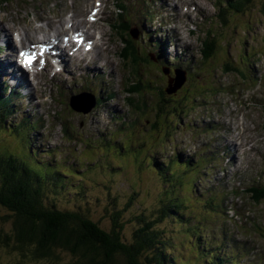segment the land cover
<instances>
[{
  "label": "rangeland",
  "instance_id": "obj_1",
  "mask_svg": "<svg viewBox=\"0 0 264 264\" xmlns=\"http://www.w3.org/2000/svg\"><path fill=\"white\" fill-rule=\"evenodd\" d=\"M33 1L40 4L35 8L36 16L46 14L49 5L44 0ZM106 1L109 20L98 24L106 48L99 63L101 69L92 72L84 68L82 73L86 74L81 82L83 90L93 92L96 97L110 93L114 97L106 102L100 99L89 113L72 109L66 101L67 106L58 104L52 120L49 113L56 105L55 97L60 96L57 91L54 93V87L60 81L46 77L42 87L45 102L38 104L40 100H33L28 105V100L15 97L12 116L0 122V154L17 156L38 170H60L58 181L62 185H51L45 191L49 205L83 211L106 229L112 222L106 207L122 209L126 223L123 235L127 238L136 227L132 221L135 215L144 212L154 216L166 198L165 189L171 196L185 187L181 195L190 204L183 208L184 214L186 218H195L193 224L199 228L196 230L212 242V250L219 254L218 248L229 252V260L238 264H264V199L256 203L243 191L251 185L264 186V0H253L245 10L248 13L230 15L226 24L214 16L215 0H198L203 12L199 15L194 12V19H184L190 13L183 11V5L188 7L187 4L197 0H122L127 10L121 18L116 9L120 0ZM67 8L65 0H58V7L50 10L53 16ZM78 8L85 12L86 8ZM26 15L22 0H0V19L3 16L8 26L14 25L8 28L3 24L6 33L8 29L10 34L13 29H35ZM199 18L204 19L200 24ZM145 19L149 22L145 23ZM112 20L119 27L113 28L109 23ZM130 29L136 34L132 38L134 44H140V53L147 56L138 55L142 59L148 57L145 64L140 63L132 71L129 61L122 57ZM3 40L0 27V43ZM156 40H160L156 44L162 46L161 51L154 45ZM207 40L214 45L209 57H206ZM7 52L0 48V58ZM177 53H181L182 66L187 68L191 79L173 91L176 81L169 83L162 70L168 67L174 75L171 62H177L174 61ZM136 73L143 86L141 94L134 96L129 92L134 89L129 81ZM125 87H130L129 91H119ZM76 90L62 86L63 99ZM77 101L87 106L91 99L81 96ZM116 112L126 115L125 130L117 129L119 123L109 118ZM232 112L234 115L228 116ZM159 114L163 117L159 118ZM164 115H170L167 121ZM234 116H242L249 128L245 136L237 138L240 130L232 129L236 127ZM29 120L39 122L40 127L29 128ZM64 125L73 139L64 136ZM236 142L250 143L252 149L242 155ZM202 157L207 169L200 168L197 173L196 169L181 164L182 171H173L181 181L180 186L169 187L168 176L159 175L158 167L166 163L173 168L177 159L196 163ZM237 180L241 181L240 187ZM237 190L242 193H236ZM211 196L215 197L210 209L198 202ZM236 209H240V215ZM0 214L8 215L5 220L0 218L1 234L12 233L10 211L1 203ZM175 222L168 217L160 225L171 229ZM175 235L174 244H180L182 239L185 245L174 248L170 241L171 251L189 260L195 254L192 241L176 231ZM33 250V245L21 251L0 245V264L75 262L66 251L60 252L59 259H47L35 257L30 253ZM194 260L198 264L197 257ZM200 263L206 264L204 260Z\"/></svg>",
  "mask_w": 264,
  "mask_h": 264
},
{
  "label": "trees",
  "instance_id": "obj_2",
  "mask_svg": "<svg viewBox=\"0 0 264 264\" xmlns=\"http://www.w3.org/2000/svg\"><path fill=\"white\" fill-rule=\"evenodd\" d=\"M252 1L220 2L224 5L218 6L215 18L222 24H226L230 15L237 13L241 15L246 12ZM211 42L212 40H207V52H209L206 53V57L212 54L214 45ZM137 48L132 39L126 38L123 57L125 60L131 58L128 63L136 68L139 67L136 65L139 59ZM131 85L134 87L132 94H141V79L136 82L132 80ZM13 110L14 105L10 99L0 95V122L10 117ZM174 110L177 109L174 108ZM166 115L164 118L167 121L170 115L168 117ZM160 117L163 116L159 114ZM32 126L37 128L38 124L33 123ZM64 130L65 136L72 139L67 127ZM184 165L196 169L197 173L201 168L197 163H191L189 160ZM158 171L160 177L168 176L169 187L181 185L180 179L174 174L178 172V169L163 165L158 167ZM183 172L186 173V171ZM60 175V170H38L17 156L0 154V203L10 211L9 217L13 221L12 233L1 234L0 232V245L20 249V251L33 245L34 250L30 253L37 258L47 259H59L60 252L66 251L72 255L73 261L75 259L73 264H197L194 257H197L198 264H202L201 260H204L206 264H238L236 261L229 260V252H222V249L218 248L219 254L217 250H212V242L207 241L206 236L196 230L199 228L193 224L195 218H186L183 208L187 207L190 201H186L185 195H181L185 187L177 195L171 196L165 189L166 198H163L154 216L144 212L135 215L132 221H135L136 227L127 238L123 235L126 223L122 209L112 205L106 207V212L112 221L109 229H106L83 211L62 209L55 204H47L45 191L49 187L62 185L58 181ZM51 177L54 179L49 182ZM247 193L254 202L260 203L264 199V186L251 187ZM212 197L215 196L198 202L210 209L214 201ZM132 203L133 201L128 202L126 206ZM192 210H195L193 205ZM7 217L8 215L4 217L0 214V218L4 220ZM168 217L176 221L171 229L167 227L174 230L171 233L160 225ZM175 231L184 235L185 238L188 236L193 243L191 245L195 249V254L189 260L171 251V242L174 248L185 245L182 239L180 244H174ZM14 241L17 244H14ZM23 257H27L26 254Z\"/></svg>",
  "mask_w": 264,
  "mask_h": 264
},
{
  "label": "bare ground",
  "instance_id": "obj_3",
  "mask_svg": "<svg viewBox=\"0 0 264 264\" xmlns=\"http://www.w3.org/2000/svg\"><path fill=\"white\" fill-rule=\"evenodd\" d=\"M227 2H229L228 0H227ZM187 6H188V11H189V13L190 14H187V16L184 18V19H194V17H193V13L194 12H197V14L199 15V13L201 12H203V9H202V4H201V1H198L197 0V2L196 3H193V4H187ZM217 10H218V8H217ZM119 14V16L121 17L122 16V11H120V13H118ZM44 15H39V17L41 18V17H43ZM199 17V16H198ZM118 18H116V20H117ZM202 20H204L203 18H199L198 19V24H200V23H202ZM190 22L191 23H194V20H190ZM84 22L83 21H78V25H82ZM110 23V25L113 27V28H117L118 27V25H117V23H115L113 20L112 21H110L109 22ZM4 25H6V23H3ZM3 24L1 25V27L3 26ZM88 25V24H87ZM88 27L89 28H92V27H94V24H89L88 25ZM2 29H3V27H2ZM4 29H7V28H5L4 27ZM35 33V30H33V31H28V30H24L23 31V33H22V36H23V38H29V37H31L33 34ZM5 34H7L6 32H5ZM182 40V39H181ZM183 41V40H182ZM98 48H99V46H98ZM191 57V56H190ZM4 61H6V62H4ZM0 62L2 63V65H3V67H7V68H9V66H11L12 64H11V62L9 61V60H7L6 58H1L0 59ZM171 67L174 69V71L176 70L178 73H180V74H182L181 73V71H184V72H186V67L185 66H182L181 64H177V65H173V64H171ZM168 68V67H167ZM175 73V72H174ZM133 76H135V75H133ZM185 81H188V80H185ZM185 83V82H184ZM188 83V82H187ZM135 94L136 93H134L133 95L135 96ZM99 98V97H98ZM107 99H109V95L107 94V95H102L101 96V101H103V102H106V100ZM243 126H242V128L240 129V131L243 133V135H244V131H245V127H246V125L245 124H242ZM241 132H239V135H241L242 133ZM260 135V134H259ZM245 136V135H244ZM237 138H239V136H237ZM236 146H239V149H238V151H239V153L240 154H246V147H245V143H241L240 145H237V142H236ZM234 159H236L237 160V158H235L234 157ZM247 258V257H246Z\"/></svg>",
  "mask_w": 264,
  "mask_h": 264
},
{
  "label": "water",
  "instance_id": "obj_4",
  "mask_svg": "<svg viewBox=\"0 0 264 264\" xmlns=\"http://www.w3.org/2000/svg\"><path fill=\"white\" fill-rule=\"evenodd\" d=\"M181 73H182V74L177 73V76H176V78H175L176 83H175L174 88H172V90H174V91H175L176 89L180 88V87L184 84V82H185V80H186V74H185V72L182 71ZM170 81H171V80H170ZM71 105H72V107L75 108L76 110H78V111H83V112L87 113V112L91 111V109L94 107V105H95V101H94L93 98H92V102L89 103L87 106H83V105L77 106V105L73 102V100H72Z\"/></svg>",
  "mask_w": 264,
  "mask_h": 264
},
{
  "label": "snow or ice",
  "instance_id": "obj_5",
  "mask_svg": "<svg viewBox=\"0 0 264 264\" xmlns=\"http://www.w3.org/2000/svg\"><path fill=\"white\" fill-rule=\"evenodd\" d=\"M26 55V63H32L35 60V56L34 55H29V54H24Z\"/></svg>",
  "mask_w": 264,
  "mask_h": 264
}]
</instances>
